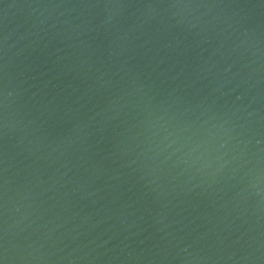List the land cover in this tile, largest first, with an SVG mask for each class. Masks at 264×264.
Returning a JSON list of instances; mask_svg holds the SVG:
<instances>
[{"label":"water","instance_id":"1","mask_svg":"<svg viewBox=\"0 0 264 264\" xmlns=\"http://www.w3.org/2000/svg\"><path fill=\"white\" fill-rule=\"evenodd\" d=\"M0 264H264V0H0Z\"/></svg>","mask_w":264,"mask_h":264}]
</instances>
